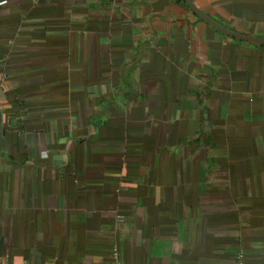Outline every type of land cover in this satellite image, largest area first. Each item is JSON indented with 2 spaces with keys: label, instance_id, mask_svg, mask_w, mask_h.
<instances>
[{
  "label": "crops",
  "instance_id": "0c3cea01",
  "mask_svg": "<svg viewBox=\"0 0 264 264\" xmlns=\"http://www.w3.org/2000/svg\"><path fill=\"white\" fill-rule=\"evenodd\" d=\"M264 39V0H190ZM264 264V44L184 0H0V260Z\"/></svg>",
  "mask_w": 264,
  "mask_h": 264
},
{
  "label": "water",
  "instance_id": "95a60500",
  "mask_svg": "<svg viewBox=\"0 0 264 264\" xmlns=\"http://www.w3.org/2000/svg\"><path fill=\"white\" fill-rule=\"evenodd\" d=\"M187 5L191 8V10L194 12L195 15H197L199 18H202L203 20H205L206 22H208L209 24H211L213 27H215L216 29L229 34L237 39H241L244 41H250V42H256V43H261L264 44V39H254V38H249V37H242V36H238L236 34H233L231 32H228L226 29L222 28L221 26H219L218 24H216L215 22H213L212 20H210V18H208L207 16H205L204 14H202L201 12H199L190 2V0H184Z\"/></svg>",
  "mask_w": 264,
  "mask_h": 264
},
{
  "label": "built area",
  "instance_id": "2783aa9c",
  "mask_svg": "<svg viewBox=\"0 0 264 264\" xmlns=\"http://www.w3.org/2000/svg\"><path fill=\"white\" fill-rule=\"evenodd\" d=\"M112 256H113V259L115 261V264H123L118 259L119 256H118V252L116 251V249L113 250V255ZM237 258H238V261H239V264H240L242 256L239 254L237 256ZM0 264H5V263L3 262V260H0ZM22 264H28V263H22Z\"/></svg>",
  "mask_w": 264,
  "mask_h": 264
}]
</instances>
